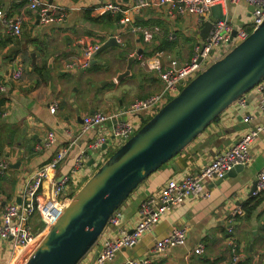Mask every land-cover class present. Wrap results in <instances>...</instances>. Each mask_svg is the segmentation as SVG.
<instances>
[{"label": "crops", "instance_id": "0c3cea01", "mask_svg": "<svg viewBox=\"0 0 264 264\" xmlns=\"http://www.w3.org/2000/svg\"><path fill=\"white\" fill-rule=\"evenodd\" d=\"M52 1L68 13L63 20L43 24L25 0H0V11L19 18L22 27L21 34L14 36L0 23V85L4 88L0 89V160L6 163L5 168H0V213L6 204L22 202L24 186L33 172L47 166L79 134L83 116L113 113L161 90V80L155 73L145 71L137 58L131 64L130 75L116 80L130 55L139 48L147 55L163 50L166 56L184 63L203 41L202 26L190 13L169 17L166 7H147L134 13L100 14L97 8L101 5L127 7L133 0ZM224 8L236 27L249 21L245 2L226 4ZM123 18L124 24L120 22ZM145 31L149 39L145 38ZM113 36L120 45L96 52L86 67L77 64L86 45H102ZM32 52L36 55L34 64ZM15 66L21 68L19 78L12 77ZM243 99L225 109L207 129L141 182L118 208V223L107 225L78 264L93 263L104 237L117 235L119 229H131L139 219L140 202L158 195L169 179L180 180L185 174L196 172L216 152L237 142L249 128L264 125L256 89L245 93ZM53 103L57 107L51 113L49 107ZM248 114L251 119L245 123L242 119ZM105 130L108 125L103 123L87 131L55 168H48L41 197H49L52 186L62 176L66 182L61 196L72 197L97 168L101 157H107L106 153L117 147L113 145L111 151L108 147L100 154L88 153L82 167L72 172L79 150ZM48 131L54 133V142L36 150ZM249 150L251 159L245 167L224 179L204 183L202 190L208 195L192 196L167 211L135 246L117 251L111 264L145 256L150 259L148 264H264V192L254 199L249 195L257 174L264 168V130ZM237 206H242L243 214L232 217ZM29 225L34 232L43 226L37 213L30 216ZM175 227L186 229L185 244L153 253L155 242ZM200 242L204 251L199 255L193 248ZM232 248L238 254L237 261H233ZM8 250L9 243L0 240V259L9 256Z\"/></svg>", "mask_w": 264, "mask_h": 264}, {"label": "built area", "instance_id": "2783aa9c", "mask_svg": "<svg viewBox=\"0 0 264 264\" xmlns=\"http://www.w3.org/2000/svg\"><path fill=\"white\" fill-rule=\"evenodd\" d=\"M25 1L29 9L37 12L39 23L49 24L63 20L68 13L66 8L61 7L52 0ZM241 2L252 5L253 10L249 16V21L236 27L224 6L226 4L237 5ZM216 4H221L222 16L212 23V27L202 43L194 47L189 61L181 63L174 57L166 56L163 50H156L148 55L143 53L137 55L139 65L145 71L155 73L161 80L162 88L160 91L113 113L93 112L83 116L79 134L71 140L67 147L62 148L47 166H43L33 172L30 180L24 186L22 202L4 206L0 213V240L9 243V256L6 259H0V264H23L46 234L49 227L63 212L71 198L61 196L66 177L62 176L59 181L54 183L49 197H41L40 189L47 177L48 168H55L56 164L66 155L68 149L76 144L77 139L81 135L103 123H110L108 130L91 138L79 150L72 168L74 173L77 172L78 168L82 167L88 158V153L97 151L100 154L110 145L119 146L127 140L166 101L178 93V87L182 88L211 62L223 55L233 45L245 39L264 18V0H133L132 4L127 7H122L120 4L106 3L97 8L98 13L102 14L106 11L134 13L147 7H166V14L169 17L190 13L194 15L196 23L202 26L210 17L211 7ZM120 22L124 24L126 19H120ZM0 23L7 28L10 34L14 36L21 34L22 27L19 18L8 17L0 11ZM234 29H236V33L232 36ZM145 38L149 39V34L146 31ZM99 48V43L86 45L83 49V58L77 61V64L81 67L88 66ZM20 75L21 68L15 66L12 71V77L19 78ZM0 89H4L2 85H0ZM254 89L258 92L259 110L264 115V78L254 86ZM243 100L242 96L237 102L242 103ZM56 107V103L51 104L49 111L53 113ZM115 118H118V120L113 122ZM250 119L251 116L248 114L242 120L248 123ZM262 130H264V125H256L249 128L237 142L216 152L202 168L196 172L185 174L180 180L169 179L158 195H150L143 199L139 204V219L137 223L131 229H119V233L115 236L104 237L102 246L94 256L92 264H111L117 251L122 248L135 246L142 235L150 231L159 218L167 211L192 196L198 194L208 195L207 192L202 190L204 183L222 178L236 165H247L251 159L250 146ZM54 140V133L48 131L44 141L36 147V150L50 146ZM107 140L110 143L104 150L100 151L101 146ZM105 158L101 157L99 165ZM5 167L6 163L0 160V168ZM262 192H264V168L257 174L255 188L249 195L250 197H257ZM33 213H37L43 225L36 232L29 225L30 216ZM242 214V206L235 207L231 212L232 217L233 215ZM118 219L119 213L117 209L109 218L107 225L115 226L118 223ZM185 242L186 229L184 227H175L168 236L155 242L152 251L160 254L171 246L184 245ZM228 242L232 244L231 241ZM232 249L235 253L233 261H237L238 254L235 248ZM203 251L204 245L201 242L193 248L195 254L200 255ZM149 262V257L145 256L138 259H128L122 264H148Z\"/></svg>", "mask_w": 264, "mask_h": 264}, {"label": "water", "instance_id": "95a60500", "mask_svg": "<svg viewBox=\"0 0 264 264\" xmlns=\"http://www.w3.org/2000/svg\"><path fill=\"white\" fill-rule=\"evenodd\" d=\"M252 10L253 6L248 5V17ZM221 16V4L213 5L210 17L200 29L203 39ZM235 33L236 29L232 36ZM112 45H120L114 36L100 45L97 52ZM141 53L143 50L139 48L127 58L126 67L117 74L116 80L130 75L131 64ZM31 57L34 64V52ZM263 78L264 18L245 39L194 76L102 161L72 195L23 264H78L133 190ZM106 124L110 127V123ZM109 143L107 140L100 151ZM245 166H234L219 180ZM255 185L256 181L250 192Z\"/></svg>", "mask_w": 264, "mask_h": 264}, {"label": "rangeland", "instance_id": "374dc122", "mask_svg": "<svg viewBox=\"0 0 264 264\" xmlns=\"http://www.w3.org/2000/svg\"><path fill=\"white\" fill-rule=\"evenodd\" d=\"M180 89H181V87H178V90H180ZM112 148H113V145H110L109 148H108L109 151H111ZM111 152H112V151H111ZM111 152H107V153H106V156L108 157V156L111 154Z\"/></svg>", "mask_w": 264, "mask_h": 264}, {"label": "trees", "instance_id": "16d2710c", "mask_svg": "<svg viewBox=\"0 0 264 264\" xmlns=\"http://www.w3.org/2000/svg\"><path fill=\"white\" fill-rule=\"evenodd\" d=\"M216 119H217V118H216ZM252 199H254V197H253ZM255 203H257V201H256ZM244 206H245V208H246V205H244Z\"/></svg>", "mask_w": 264, "mask_h": 264}]
</instances>
